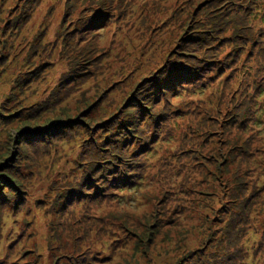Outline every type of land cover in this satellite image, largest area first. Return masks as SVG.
I'll return each instance as SVG.
<instances>
[{"label":"rangeland","instance_id":"374dc122","mask_svg":"<svg viewBox=\"0 0 264 264\" xmlns=\"http://www.w3.org/2000/svg\"><path fill=\"white\" fill-rule=\"evenodd\" d=\"M218 2L0 0V264H264V62L250 46L235 77L219 65L229 32L213 41L218 70L156 99L157 75L179 69L167 61ZM255 19L263 32L264 0ZM245 89L253 130L231 110ZM164 102L152 139L145 121ZM136 103L148 115L128 138L144 125L148 149L119 190L127 149L113 143Z\"/></svg>","mask_w":264,"mask_h":264},{"label":"trees","instance_id":"16d2710c","mask_svg":"<svg viewBox=\"0 0 264 264\" xmlns=\"http://www.w3.org/2000/svg\"><path fill=\"white\" fill-rule=\"evenodd\" d=\"M217 7L220 8L219 15L215 11L213 12L214 19L207 23V30L201 26H199L201 28L200 30H195L192 26H189V34L182 39L181 44L177 45V51L173 53L171 59L167 61L178 62L175 66L179 69L166 71L163 72L162 75H157V77L161 79L160 82L158 81L160 90L159 96L156 97L157 101L162 98L166 92H176L178 88L190 87L195 84L196 81H201L207 68H216L218 70L220 66H216L214 63L218 59V56H221L223 53L222 47L225 40L217 46H214L213 41L214 39H228L227 36L229 32H233L235 51L221 61L223 64L219 65H223L222 67L234 71L235 77L238 72V61L241 55L244 54L245 50L247 48L249 49L250 46H252V48L249 49L250 55L256 53L260 56V62H264V31L256 32L255 24V15L260 13V0H222V2L217 3ZM99 12L98 8L94 10V14L100 15ZM202 16L204 15L201 14V17ZM97 21H99V19L96 20V22ZM199 21L197 20V23H199ZM262 29L264 30V28ZM261 67L264 68V65H261ZM243 68H247V71H250L249 74H244V84L249 87L251 84H254V80L252 82L250 81L253 67L243 65ZM262 76H264V72ZM152 81L153 79L147 87H151V83H157V80ZM260 89L261 87L259 91H261ZM255 93L256 92L250 94L248 89H245L242 93V95H246L243 101L235 103L231 109L236 111L238 116L236 117L233 115L234 119L247 130H253L252 126L258 119L257 107H255V102L257 101ZM134 102H136V100H134ZM133 108L134 110H132L133 112L131 111V114L134 112H137V114L129 117L130 120L128 123L131 124V126H129L132 127L131 130H127L128 133L123 132V134L119 136V139L117 138V141L115 139V143H113L116 149H127L126 158L128 160L125 158L123 162L127 164H125L123 169L117 167V171L112 173L113 176L110 178L111 183L116 187L119 185V190H122V185H134L135 179L131 176L134 175L135 172H133L134 166L131 164L138 165L137 161H140L144 151L148 149L146 144L142 143L145 139L144 125L141 130V138H138L137 142L132 143V140L128 138V136H132L131 133H134L142 125L139 123L141 121L140 119L148 115L145 109L146 107H141L139 103H136V106ZM137 119H139V121ZM168 119H170V112L165 110V102L163 103L162 109L159 108L152 114H149V119H147L145 123L147 121L153 122V126L147 131L152 139H156V134H154V132H157V130L165 126L169 122ZM51 132L55 134L59 131L56 127H52L49 129L50 134H52ZM36 135L42 136V134ZM36 135H32V137ZM43 137L44 135L42 138ZM134 146L135 148H133ZM110 147L112 148V145ZM132 148L133 151L131 152ZM223 264L228 263L223 262Z\"/></svg>","mask_w":264,"mask_h":264}]
</instances>
